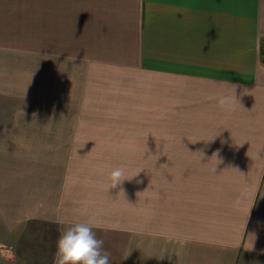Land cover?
Segmentation results:
<instances>
[{"label":"crops","instance_id":"0c3cea01","mask_svg":"<svg viewBox=\"0 0 264 264\" xmlns=\"http://www.w3.org/2000/svg\"><path fill=\"white\" fill-rule=\"evenodd\" d=\"M38 3L23 28L0 0V264H22L21 225L47 218L36 201L66 183L64 155L102 136L69 128L76 83L79 115L104 107L95 120L130 121L135 90H156L174 126L158 154L189 171L112 264H264V0Z\"/></svg>","mask_w":264,"mask_h":264},{"label":"rangeland","instance_id":"374dc122","mask_svg":"<svg viewBox=\"0 0 264 264\" xmlns=\"http://www.w3.org/2000/svg\"><path fill=\"white\" fill-rule=\"evenodd\" d=\"M5 1L7 9L15 12L25 28L29 26V15L36 3L46 0ZM71 85L74 88L70 90L69 114L75 121H70L69 128L84 131L87 136L98 133L102 136L89 137L82 151L64 155V159L67 158L64 161V185L54 187L53 192L49 186H42L39 194L43 191L42 197L45 198L47 192V199L39 197L36 202L41 206V214H47V218L31 217L21 225L25 227L18 245L22 264H53L61 230L78 222L91 223L97 236L104 240L103 247L110 253L111 259L116 258L114 247H120L126 241V232L134 229V237L137 236L144 222L143 217H146L147 225L148 220L156 222L158 207L167 210L171 203L166 193L169 192L168 198H172L174 189L180 184L185 185L181 182L182 177L189 178L188 170L178 169L180 165H176V169L169 162L173 161V154H158L157 131L165 129L172 135L174 126L171 105L164 107L162 118L166 120H159L161 107L157 104L156 90L153 93L150 90H135L137 96L133 99L132 120L112 121L108 119L116 116L107 113L100 116L102 120H95L98 116L94 109L97 111L100 108L102 114L105 109L89 105L88 101L92 102V99L86 100V114L79 115L76 109L78 84ZM17 125L23 126V122ZM20 139L21 142L29 140L24 136ZM169 140L174 139L169 137ZM145 149L153 152H144ZM30 153L22 147L17 149L16 159L13 152L9 158L13 163H23ZM117 167L124 168L125 175L121 178L124 180L114 186L110 173Z\"/></svg>","mask_w":264,"mask_h":264},{"label":"clouds","instance_id":"9594fccd","mask_svg":"<svg viewBox=\"0 0 264 264\" xmlns=\"http://www.w3.org/2000/svg\"><path fill=\"white\" fill-rule=\"evenodd\" d=\"M223 102L222 99L220 103ZM124 175V168H114L110 173L113 185L123 181ZM103 245L104 240L97 236L91 223L66 226L57 238L53 264H111L110 253Z\"/></svg>","mask_w":264,"mask_h":264},{"label":"trees","instance_id":"16d2710c","mask_svg":"<svg viewBox=\"0 0 264 264\" xmlns=\"http://www.w3.org/2000/svg\"><path fill=\"white\" fill-rule=\"evenodd\" d=\"M261 58L262 62L264 63V46L261 47Z\"/></svg>","mask_w":264,"mask_h":264}]
</instances>
